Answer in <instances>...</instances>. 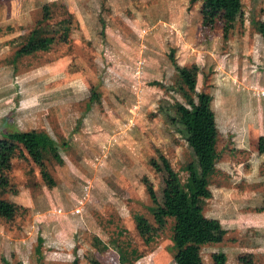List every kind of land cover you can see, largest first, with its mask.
I'll use <instances>...</instances> for the list:
<instances>
[{
  "label": "rangeland",
  "instance_id": "rangeland-1",
  "mask_svg": "<svg viewBox=\"0 0 264 264\" xmlns=\"http://www.w3.org/2000/svg\"><path fill=\"white\" fill-rule=\"evenodd\" d=\"M243 3L241 22L225 32L219 17L203 26L202 0H0V138L22 130L57 143L39 161L26 150L12 160L0 197L18 210L0 218V264H176L172 245L185 207L149 244L136 228L140 218L154 223L153 194L162 202V159L184 183L197 162L177 132L186 102L175 66H195L197 91L216 98L220 158L205 179L212 196L196 206L197 226L216 233L200 247L202 262L223 252L226 264H264V87L245 91L246 79L235 74L257 70L264 80V51L240 42L261 33L264 0ZM45 7L50 17L41 22ZM61 21L65 39L17 55L34 28L63 31ZM215 26L222 37H209ZM216 58L233 66L213 83ZM227 115L241 128L227 131ZM238 142L245 146L237 150Z\"/></svg>",
  "mask_w": 264,
  "mask_h": 264
},
{
  "label": "trees",
  "instance_id": "trees-1",
  "mask_svg": "<svg viewBox=\"0 0 264 264\" xmlns=\"http://www.w3.org/2000/svg\"><path fill=\"white\" fill-rule=\"evenodd\" d=\"M244 0H202L201 20L203 26L211 28L217 17L224 21V31L242 15ZM194 3V0H190ZM43 21L50 17L48 8L45 7ZM40 22V23H41ZM65 21L56 26H62V30L48 29L47 26L34 28L24 39L17 51L18 56L31 55L39 51H47L56 38L65 39L68 35V26ZM259 29L264 33V27ZM57 34H59L57 36ZM225 34V33H224ZM178 74L177 90L184 98L186 105L178 106L180 116L175 119L178 124L177 132L186 140L188 146L196 156V163L188 165L186 181L181 180L170 162L162 159L166 172L165 186L162 202H158L153 194L152 205L149 211L154 223L146 218H140L137 222V230L144 241L149 244L153 241L155 231L163 228L167 218L174 216L175 212L185 207L176 220L177 239L173 241V258L176 264H203L200 257V247L211 243L214 232L210 226H197V205L211 198L212 192L205 186V179L213 170L220 158L216 149L218 128L216 126L214 111L211 107L212 95L204 90L196 89V67L175 66ZM263 137L260 138V150L264 151ZM22 146V147H20ZM57 146L54 139L45 133L33 131L13 130L0 138V190L9 185L8 172L12 167V160L19 152V156L25 158L24 150L35 160L43 159L46 153ZM24 148V149H23ZM45 176L49 178L45 170ZM53 184V183H52ZM18 210L17 205L0 197V218L10 220ZM222 238L219 232L218 239ZM213 264H226V256L223 252L212 254ZM77 263V262H76ZM4 264H11L4 262Z\"/></svg>",
  "mask_w": 264,
  "mask_h": 264
},
{
  "label": "crops",
  "instance_id": "crops-1",
  "mask_svg": "<svg viewBox=\"0 0 264 264\" xmlns=\"http://www.w3.org/2000/svg\"><path fill=\"white\" fill-rule=\"evenodd\" d=\"M259 12V11H258ZM259 15V17H258V19L259 20H261L260 22H263L264 23V13L262 12V14H258ZM240 18V17H239ZM238 18V19H239ZM239 21L241 22V18L239 19ZM209 29V28H208ZM211 29V28H210ZM211 31H213V36H215V38H218V37H222V31H221V29L218 27L217 28V26H215L212 30H207V32H208V35H209V37L211 38V36H212V33H211ZM211 35V36H210ZM240 42H241V45L242 46H246V48L245 49H248L250 52L251 51H253V53H256V52H261V53H263V51H264V33H259V32H257V37L256 38H253V39H251V40H249L248 42L246 41V39L247 38H245V36L244 35H242V36H240ZM238 40H239V36L238 37H236V40L234 41V42H231L232 43V45H233V47L234 46H237V42H238ZM251 42H253V45H252V47H253V50L251 49H249V43H251ZM183 43V42H182ZM247 43H248V46H247ZM255 43V44H254ZM184 45V44H183ZM183 48V46L182 45H179V44H177V48L179 49L178 50V56H180V54H181V52H182V49H181V47ZM236 48V47H235ZM230 49H232L231 47H230ZM189 56H184V60L185 59H187ZM263 58H260L258 61H260V62H263V60H262ZM200 60V59H199ZM232 60H226L224 63H222L221 62V60L219 59V62H218V60H217V58H216V62H218V67H219V70H218V73L217 74H213L214 75V77H213V75H212V79H213V83H216L217 82V80H218V76H219V79L220 78H222L223 79V76H225V75H228L229 74V76H231V74H230V71H231V66H233V64H231L232 62H231ZM185 62V61H184ZM245 63H242V62H240V63H238V67H242L243 65H244ZM229 68V69H228ZM235 74H237L236 75V77L238 78V79H240V80H242V77H244V79H246V81H244V82H242L241 83V85H242V88L246 91V90H250L251 88H252V90L254 89L255 90V92L257 93V94H259L258 92H259V90H262L263 88L262 87H264V80H263V77H262V75H261V73L260 72H258L257 70L255 71V72H253V73H247V72H245V74H244V72H242V71H240V72H238V73H235ZM234 74V75H235ZM222 88H225V87H221V86H219V90H222ZM257 90V91H256ZM212 95V101H211V107H212V109H213V111H214V117H215V122H216V126H217V128H218V131H219V127H218V113H217V111H216V108H215V104H216V98H214V93H212L211 94ZM222 98H224L223 96H222ZM226 113H230L228 110L226 111ZM225 113V114H226ZM227 119L225 120V128H226V130L227 131H231V130H238L239 128H241V126H240V123L241 122H238V123H236V122H234V121H232L233 119H234V117H232L231 115H227V117H226ZM228 120H230L228 123H227V121ZM242 133V132H241ZM244 134L242 133V134H240L239 135V137H238V139L239 140H241V137L243 136ZM238 140V141H239ZM240 142H238L237 143V145H235V148L237 149V150H239V147L240 146H245V145H242L241 143L239 144ZM237 146H239V147H237ZM224 153H225V151H224ZM226 153H228V152H226ZM226 153H225V155H226Z\"/></svg>",
  "mask_w": 264,
  "mask_h": 264
},
{
  "label": "built area",
  "instance_id": "built-area-1",
  "mask_svg": "<svg viewBox=\"0 0 264 264\" xmlns=\"http://www.w3.org/2000/svg\"><path fill=\"white\" fill-rule=\"evenodd\" d=\"M261 94H264V92H262Z\"/></svg>",
  "mask_w": 264,
  "mask_h": 264
}]
</instances>
